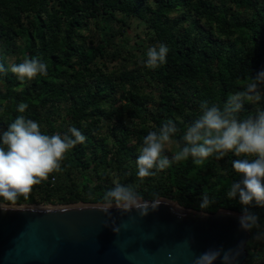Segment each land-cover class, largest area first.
<instances>
[{
	"label": "trees",
	"instance_id": "1",
	"mask_svg": "<svg viewBox=\"0 0 264 264\" xmlns=\"http://www.w3.org/2000/svg\"><path fill=\"white\" fill-rule=\"evenodd\" d=\"M141 24L145 37L136 34L142 41L131 44L127 32ZM159 44L169 49L167 62L148 69L147 50ZM33 56L48 65L47 76L27 83L10 71L0 76V129L24 115L45 134L74 126L87 140L66 154L63 171L17 205L101 203L118 181L134 185L145 201L242 213L238 199L225 195L240 178L232 153L200 165L173 164L143 182L135 162L148 131L171 119L181 140L202 100L222 106L249 75L264 70V0H0V63L9 68ZM21 102L28 105L24 113L16 111ZM255 107L246 103L240 115ZM202 192L215 200L206 210L199 207ZM249 211L264 225V208ZM259 227L249 232L245 264L264 263V243L255 244Z\"/></svg>",
	"mask_w": 264,
	"mask_h": 264
},
{
	"label": "clouds",
	"instance_id": "2",
	"mask_svg": "<svg viewBox=\"0 0 264 264\" xmlns=\"http://www.w3.org/2000/svg\"><path fill=\"white\" fill-rule=\"evenodd\" d=\"M169 49L165 44L150 47L144 66L157 69L167 60ZM8 71L15 74L21 83L31 82L37 75L47 76L48 65L39 57L24 58L20 63H12L5 68L0 63V76ZM264 70L254 76L249 75L240 89L230 93L223 103H210L202 100L199 116L183 132L182 139H174L179 132L176 123L169 119L157 130L148 131L137 149V178L154 177L173 164L189 159L195 165L202 164L209 157L221 160L229 153L237 159L231 161V167L240 177L228 186L226 198L238 199L243 206L238 218L239 228L251 232L259 227V217L249 211V206L264 208ZM256 105L254 112L242 117L245 104ZM28 105L21 102L16 111L24 113ZM87 140L82 132L70 126L65 134H45L41 124L24 115L17 116L5 129H0V209H16L21 197L28 200L34 186L49 179L50 174L63 171L62 162L66 154L77 144ZM175 145L171 158L166 154L169 146ZM54 179V177H53ZM215 203L206 192H202L199 207L210 208ZM159 204V203H158ZM158 204H151L155 210ZM122 214L135 209L140 216L148 213L149 204L142 205L136 187L132 184L114 182L105 191L99 210L112 220L111 209ZM105 227L109 226L107 221ZM119 233L118 227H113ZM242 246L238 245L237 248ZM238 253L233 249H209L196 256L193 264H235Z\"/></svg>",
	"mask_w": 264,
	"mask_h": 264
},
{
	"label": "water",
	"instance_id": "3",
	"mask_svg": "<svg viewBox=\"0 0 264 264\" xmlns=\"http://www.w3.org/2000/svg\"><path fill=\"white\" fill-rule=\"evenodd\" d=\"M140 200L149 204L147 215L112 208L115 225L99 210L101 203L0 209V264H193L209 249H233L235 264H245L250 233L239 228L241 212L206 213L167 198ZM151 204L158 206L152 210Z\"/></svg>",
	"mask_w": 264,
	"mask_h": 264
},
{
	"label": "rangeland",
	"instance_id": "4",
	"mask_svg": "<svg viewBox=\"0 0 264 264\" xmlns=\"http://www.w3.org/2000/svg\"><path fill=\"white\" fill-rule=\"evenodd\" d=\"M136 34H140L141 37H145L144 26L142 24L139 25L137 29H133L127 32V36L130 39L131 44H133L135 41H138V40L142 41V39H139L138 37H136ZM109 68H112V67L110 66ZM170 149H172V145L168 147V150ZM114 175H115V172L112 173V176ZM262 243H264V225L259 227L258 236L255 239V244L261 245Z\"/></svg>",
	"mask_w": 264,
	"mask_h": 264
},
{
	"label": "flooded vegetation",
	"instance_id": "5",
	"mask_svg": "<svg viewBox=\"0 0 264 264\" xmlns=\"http://www.w3.org/2000/svg\"><path fill=\"white\" fill-rule=\"evenodd\" d=\"M194 219H200V216L198 215V216H194Z\"/></svg>",
	"mask_w": 264,
	"mask_h": 264
},
{
	"label": "bare ground",
	"instance_id": "6",
	"mask_svg": "<svg viewBox=\"0 0 264 264\" xmlns=\"http://www.w3.org/2000/svg\"><path fill=\"white\" fill-rule=\"evenodd\" d=\"M176 209H179V208H176ZM179 210H183V209H179Z\"/></svg>",
	"mask_w": 264,
	"mask_h": 264
}]
</instances>
